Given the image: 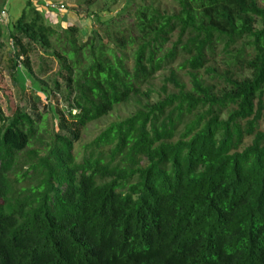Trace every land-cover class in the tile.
I'll use <instances>...</instances> for the list:
<instances>
[{"label": "trees", "instance_id": "obj_1", "mask_svg": "<svg viewBox=\"0 0 264 264\" xmlns=\"http://www.w3.org/2000/svg\"><path fill=\"white\" fill-rule=\"evenodd\" d=\"M117 1L79 4L87 36L32 0L0 21L20 80L41 48L67 101L52 129L0 107V264H264V0H128L107 17Z\"/></svg>", "mask_w": 264, "mask_h": 264}, {"label": "rangeland", "instance_id": "obj_2", "mask_svg": "<svg viewBox=\"0 0 264 264\" xmlns=\"http://www.w3.org/2000/svg\"><path fill=\"white\" fill-rule=\"evenodd\" d=\"M65 1L67 2V10H75L78 14L80 13L83 17L87 18V11L84 8L82 9L79 7V4L83 3L85 0ZM157 1H162L164 5L167 4V0ZM26 3L27 0H10L8 2V7L10 9V22L20 16L21 10L26 6ZM100 3L99 0L98 3L92 5L88 12L92 13L98 11ZM127 3L128 0H118L112 9L109 12L107 11V17L117 14V12L123 9ZM42 11L46 14L47 10L42 8ZM51 13L52 14L48 15L51 18H58L60 16L57 12ZM106 15L104 17H106ZM51 18L49 23L52 21L53 26H55L56 22ZM92 23L94 24L93 21ZM93 24H91V26ZM86 32L82 29L83 35L87 36ZM30 58L35 76H31L24 70L23 74L25 75V82H23V80H20V77L15 70V58L12 47L5 40V47L0 49V107L6 115H11L18 109L21 111L32 110L35 106L38 108V111L42 112L47 117L48 128L52 129L54 126L57 128L56 121L51 113V107H59L62 109L67 106L65 84L63 79L58 76V62L50 56L48 52L37 47L31 51ZM56 77H59L58 80L62 86L60 92L53 93V91L56 90L54 82ZM183 78L185 81L189 80L187 76H183ZM163 79L164 74H158V78L155 81L156 85L160 87ZM40 81L42 83L44 82L45 85H42ZM49 96L51 98H49ZM133 105L119 106L112 114L97 122L89 124V126L83 131L80 141L75 145V151L78 153L79 159L82 157L81 146L90 142L109 122L129 116L135 110Z\"/></svg>", "mask_w": 264, "mask_h": 264}, {"label": "crops", "instance_id": "obj_3", "mask_svg": "<svg viewBox=\"0 0 264 264\" xmlns=\"http://www.w3.org/2000/svg\"><path fill=\"white\" fill-rule=\"evenodd\" d=\"M9 1L10 0H0V19L2 18L3 20H5L6 24L8 22L10 23V21H11L9 19V15H10V9L8 7ZM61 1L66 3V5H67V2L65 0H61ZM36 6L39 8L40 11H42L43 7H41L39 5H36ZM21 8H22V5H21ZM24 8L21 10V13L24 10ZM3 12H5L4 15H3ZM21 13H20V15H21ZM57 13L60 14V16L58 18L52 17L54 22H56L55 26H58L60 28H66L67 26L73 24V25H78L81 28V30L84 29L85 32L89 31V32H86L87 35H89L92 32L93 25L91 26V24H93L92 23L93 20L91 18H85L81 14H78L77 11H75V10H67V11L62 12V13L61 12H57ZM49 14H52V13L50 11L48 12V10H47L46 14H45V18L48 22L51 18L48 16ZM50 24L53 25L52 21Z\"/></svg>", "mask_w": 264, "mask_h": 264}, {"label": "built area", "instance_id": "obj_4", "mask_svg": "<svg viewBox=\"0 0 264 264\" xmlns=\"http://www.w3.org/2000/svg\"><path fill=\"white\" fill-rule=\"evenodd\" d=\"M33 3L43 7L44 9L50 12H65L67 11L66 3L62 2L61 0H32ZM5 12H3V15ZM1 22L5 23V20L2 18L0 19ZM22 59V58H21ZM20 66V64H19Z\"/></svg>", "mask_w": 264, "mask_h": 264}]
</instances>
